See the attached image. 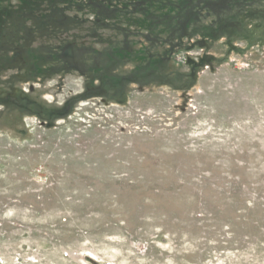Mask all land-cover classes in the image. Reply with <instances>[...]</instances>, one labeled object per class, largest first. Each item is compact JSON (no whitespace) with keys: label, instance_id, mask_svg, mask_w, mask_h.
<instances>
[{"label":"rangeland","instance_id":"rangeland-1","mask_svg":"<svg viewBox=\"0 0 264 264\" xmlns=\"http://www.w3.org/2000/svg\"><path fill=\"white\" fill-rule=\"evenodd\" d=\"M0 264H264V0H0Z\"/></svg>","mask_w":264,"mask_h":264}]
</instances>
